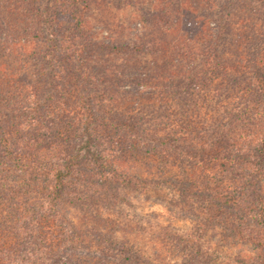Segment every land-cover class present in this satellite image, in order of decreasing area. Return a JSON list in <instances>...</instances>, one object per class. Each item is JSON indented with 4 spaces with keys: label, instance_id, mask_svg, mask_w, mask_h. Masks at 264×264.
Wrapping results in <instances>:
<instances>
[{
    "label": "trees",
    "instance_id": "16d2710c",
    "mask_svg": "<svg viewBox=\"0 0 264 264\" xmlns=\"http://www.w3.org/2000/svg\"><path fill=\"white\" fill-rule=\"evenodd\" d=\"M131 1L150 10L121 42L89 0H0V264H264V0H205L193 21ZM100 51L142 63L92 65ZM166 189L194 231L127 214Z\"/></svg>",
    "mask_w": 264,
    "mask_h": 264
},
{
    "label": "rangeland",
    "instance_id": "374dc122",
    "mask_svg": "<svg viewBox=\"0 0 264 264\" xmlns=\"http://www.w3.org/2000/svg\"><path fill=\"white\" fill-rule=\"evenodd\" d=\"M145 1L149 2L153 0H145ZM178 1L182 2L181 18H187V19H190V21L195 20V16L205 15L206 10L208 9V7H206L207 3H205V0H178ZM89 2L90 3H89V9L87 10L88 11L87 16H89L88 18L92 26L97 31H99L100 40H102V37H105V36H108L109 38L112 36L117 37V40L121 42L122 40H126L129 37L131 38L128 32H126L127 34L126 36H123L125 35V33H123L122 35L120 33H122V29L124 30L125 27L130 25L132 21L135 19L133 16V13L135 12L134 9H137V12L141 13V15H144V16L148 15L149 14L148 11L150 10L149 6L147 5L143 6L141 9L138 3H135V5L125 6L123 2H127V0H95V1L89 0ZM133 2L134 1L132 0L131 3ZM241 2L243 4L242 6L245 7V4H246L245 0H241ZM244 10H245L244 13H246V10L248 9L246 8ZM233 23L236 25L237 16L235 17L234 22H232V24ZM123 37H126V38H123ZM125 56L126 55H121V56H118V55L109 56L108 55L107 57H105V54L103 51L95 52L94 57H93V62L91 64L95 65L96 64L94 62L95 60L97 62L102 61V63L106 62L112 65L113 67L115 66L121 67V66H125L124 63L126 60L128 64H132L133 66H137L140 68L142 61H136L133 58L132 60L135 61L133 63L132 61L127 60ZM155 59L159 61L158 64L154 65L156 67L155 72H157L160 75L161 72L165 73L169 71V69H167L168 68L167 62H165V60L159 58L158 55L153 60ZM161 77H163V75L158 76V80L155 81L154 83H157L158 85L161 84L162 83ZM151 81L152 79L150 80V83ZM153 95L155 96V98L141 99L139 101L138 106L149 105L153 103L157 105L159 101V96L161 95V93L157 91ZM108 107L115 108L111 104ZM122 108L128 109V105L122 106ZM201 170H205L204 164L202 165ZM151 172H156V171L153 170ZM230 180L231 182L228 181V184L232 188L236 187L237 183H240L239 180H234L231 177H230ZM263 187H264V183H263ZM136 197L139 198V201H140V203L137 204V206L140 208L139 211L137 210V212H135V210H133V212H128L127 214L138 213L140 217H143V213L145 215L147 213L150 214V223L152 224L151 228L149 227V222L147 221V219L146 220L143 219V221L141 222V225L145 226V228H147L146 230L149 229V232H156L164 236L165 233H171L173 235V234H180L181 231L183 230L186 232L195 230V228L193 229V227H195L193 222H196V217L189 216V213H185L186 211L192 212L193 208H188L186 206V207H183L182 209L180 207L181 200H179V194L175 192L174 190L172 192V190L166 189L164 190V194H163V197L165 198H154L153 200H150V201H146L144 196L140 198L138 197V195H136ZM142 208L145 210L143 211ZM71 209H73L71 213L74 216L79 215L78 213L79 210H77L76 208L75 209L71 208ZM129 223H131L133 226H136L139 223V221L138 220L136 221L130 218ZM217 230H218V227H215V228L210 229L209 232L210 233L214 232L218 234ZM131 238H134L135 241H138L139 243H143L145 248H147V250L150 253H153L154 247L156 245L157 246L159 245L158 240L152 239V237H150L149 235L144 236L143 234L141 235V233H139V236L131 235ZM227 249H228V246L225 245L223 250H227Z\"/></svg>",
    "mask_w": 264,
    "mask_h": 264
}]
</instances>
